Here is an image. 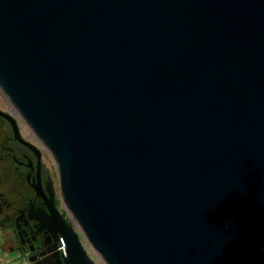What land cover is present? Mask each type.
Returning <instances> with one entry per match:
<instances>
[{
    "label": "water",
    "instance_id": "obj_1",
    "mask_svg": "<svg viewBox=\"0 0 264 264\" xmlns=\"http://www.w3.org/2000/svg\"><path fill=\"white\" fill-rule=\"evenodd\" d=\"M0 90L105 264H264V0H0Z\"/></svg>",
    "mask_w": 264,
    "mask_h": 264
},
{
    "label": "flooded vegetation",
    "instance_id": "obj_2",
    "mask_svg": "<svg viewBox=\"0 0 264 264\" xmlns=\"http://www.w3.org/2000/svg\"><path fill=\"white\" fill-rule=\"evenodd\" d=\"M20 119L16 116L20 138L31 147L14 137L6 121L9 131L0 136V227L14 232L19 259L40 256L42 264H58V253L65 250L57 236L65 230L63 221L81 242L83 234L62 202L50 153L30 130L29 136L22 134Z\"/></svg>",
    "mask_w": 264,
    "mask_h": 264
},
{
    "label": "rangeland",
    "instance_id": "obj_3",
    "mask_svg": "<svg viewBox=\"0 0 264 264\" xmlns=\"http://www.w3.org/2000/svg\"><path fill=\"white\" fill-rule=\"evenodd\" d=\"M0 110L3 112H10L13 115L17 116L18 119H20L19 115H17V113L15 112L14 108L11 106V104L8 102V100L6 99V97L4 96V94L1 92L0 90ZM20 129L23 135L25 136H29L30 135V129L25 125V123L20 119ZM33 142L34 139H31ZM82 243L84 245L85 250L87 251L88 255L90 256V258L94 261L95 264H105L99 257L98 255L92 250V248L90 247L89 243L87 242V240L85 239V237L83 236V240Z\"/></svg>",
    "mask_w": 264,
    "mask_h": 264
},
{
    "label": "crops",
    "instance_id": "obj_4",
    "mask_svg": "<svg viewBox=\"0 0 264 264\" xmlns=\"http://www.w3.org/2000/svg\"><path fill=\"white\" fill-rule=\"evenodd\" d=\"M3 228L0 227V264H13L18 259L17 255L12 254L14 247L4 236Z\"/></svg>",
    "mask_w": 264,
    "mask_h": 264
},
{
    "label": "trees",
    "instance_id": "obj_5",
    "mask_svg": "<svg viewBox=\"0 0 264 264\" xmlns=\"http://www.w3.org/2000/svg\"><path fill=\"white\" fill-rule=\"evenodd\" d=\"M2 125H4L6 128L3 127ZM6 131L8 132L9 131V128L6 125L5 120H3V119L0 118V136L2 135L3 132L5 133ZM0 141H1V139H0Z\"/></svg>",
    "mask_w": 264,
    "mask_h": 264
},
{
    "label": "built area",
    "instance_id": "obj_6",
    "mask_svg": "<svg viewBox=\"0 0 264 264\" xmlns=\"http://www.w3.org/2000/svg\"><path fill=\"white\" fill-rule=\"evenodd\" d=\"M13 264H29V262L25 258H22V259H18Z\"/></svg>",
    "mask_w": 264,
    "mask_h": 264
}]
</instances>
